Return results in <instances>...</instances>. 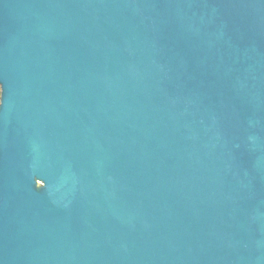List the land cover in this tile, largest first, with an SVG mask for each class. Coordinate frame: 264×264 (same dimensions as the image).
<instances>
[{"label":"water","instance_id":"water-1","mask_svg":"<svg viewBox=\"0 0 264 264\" xmlns=\"http://www.w3.org/2000/svg\"><path fill=\"white\" fill-rule=\"evenodd\" d=\"M0 264H264V0H0Z\"/></svg>","mask_w":264,"mask_h":264}]
</instances>
